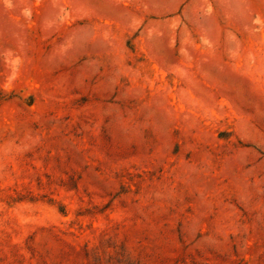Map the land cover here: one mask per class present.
Instances as JSON below:
<instances>
[{
    "label": "rangeland",
    "instance_id": "1",
    "mask_svg": "<svg viewBox=\"0 0 264 264\" xmlns=\"http://www.w3.org/2000/svg\"><path fill=\"white\" fill-rule=\"evenodd\" d=\"M0 264H264V0H0Z\"/></svg>",
    "mask_w": 264,
    "mask_h": 264
}]
</instances>
